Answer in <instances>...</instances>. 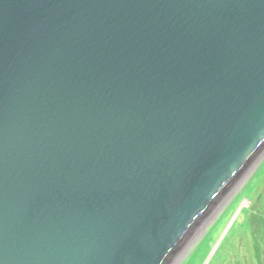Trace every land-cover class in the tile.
<instances>
[{"label":"water","instance_id":"obj_1","mask_svg":"<svg viewBox=\"0 0 264 264\" xmlns=\"http://www.w3.org/2000/svg\"><path fill=\"white\" fill-rule=\"evenodd\" d=\"M261 156L264 0H0V264H180Z\"/></svg>","mask_w":264,"mask_h":264},{"label":"rangeland","instance_id":"obj_2","mask_svg":"<svg viewBox=\"0 0 264 264\" xmlns=\"http://www.w3.org/2000/svg\"><path fill=\"white\" fill-rule=\"evenodd\" d=\"M248 187L245 191L244 189L239 190V188H237L238 190L232 199H230L231 201H226V205L221 207L214 215L215 220L212 225L210 226V222L214 217L206 224V233L203 237L209 232L208 238L205 237L197 249L196 247L203 237L198 239L195 245H191V250H188L190 251L187 254L188 257L184 258L180 264H185L188 260L187 264H254V262H256L257 252H255L256 247H253V238L250 232H252L256 238L257 230H259V225L257 223L261 220L264 222V161ZM256 199H259L260 202ZM233 200L236 201L233 203ZM240 200L247 201L253 205H251L248 210L244 208L242 211H239L234 222L231 223L229 229H227L223 235L225 239L220 247L215 251L212 258H209L210 260H206L213 249V245L216 244V241L222 235L227 221L231 219L232 215L236 214V207ZM257 208H259V210H257ZM195 249L197 250L195 252L196 254L191 256ZM260 252H264V247L263 251ZM261 264H264V261H262Z\"/></svg>","mask_w":264,"mask_h":264},{"label":"flooded vegetation","instance_id":"obj_3","mask_svg":"<svg viewBox=\"0 0 264 264\" xmlns=\"http://www.w3.org/2000/svg\"><path fill=\"white\" fill-rule=\"evenodd\" d=\"M235 199V198H234ZM256 200H258V202H260L259 201V199H256ZM231 201V200H230ZM234 201H236V200H233V203H234ZM251 205H253V204H250V203H248L247 201H244V200H240L239 202H238V204H237V207H236V214H234V215H232V217H231V219H229V221H227V224L225 225V227L224 228H226L227 227V225L229 224V226L231 225V223H233L234 222V220H235V217H236V215L239 213V211H242V209H249L250 208V206ZM257 210H259V208H257ZM262 214V213H261ZM258 225H259V230H257L258 232H257V234H256V238H255V236H254V234L252 233V232H250L251 233V236H252V238H253V247L255 248L256 247V251L255 252H257V259H256V262H254V264L256 263V264H261V262L262 261H264V257H262V256H264V255H262V254H264V252H260V251H263V247H264V222L261 220V221H259L258 223H257ZM228 229H229V227H228ZM261 229V230H260ZM224 239H225V237H223L221 240H220V242L218 243V245H217V247L212 251V255H211V258H212V256H213V254L215 253V251L220 247V245H221V243L224 241ZM231 244H233V243H231ZM215 245V244H214ZM214 245H213V247H214ZM212 247V248H213ZM210 258V259H211ZM209 259V260H210ZM261 261V262H260Z\"/></svg>","mask_w":264,"mask_h":264},{"label":"bare ground","instance_id":"obj_4","mask_svg":"<svg viewBox=\"0 0 264 264\" xmlns=\"http://www.w3.org/2000/svg\"><path fill=\"white\" fill-rule=\"evenodd\" d=\"M263 157V158H262ZM264 161V156H261V157H258V164L257 165H255V166H253V167H248L245 171H244V173L242 174V176L244 177H242V178H240V180H242V182L240 183V185H239V190H243L244 189V191H245V189L250 185V183H251V181H252V179L254 178V176L257 174V172L259 171V169H260V165L262 166V162ZM249 188V187H248ZM243 192V191H242ZM223 204L221 205V207H223V205L225 204V201H223L222 202ZM226 205V204H225ZM218 210V209H217ZM210 221V220H209ZM205 225V223H203V224H201V225H199V227H198V229H197V231L193 234L194 236L195 235H197V234H199V232H200V230H201V228L203 227ZM205 228V227H204ZM193 237V236H192ZM191 239L192 238H190L189 239V241L188 242H190L191 241ZM187 245V244H186ZM184 246L179 252H178V255H177V259H178V257L180 258L182 255H183V253H185V250H186V248H187V246ZM186 257H188V255L187 256H185L184 258H186ZM175 261L173 260V262L172 263H174ZM171 263V264H172ZM186 264V263H185Z\"/></svg>","mask_w":264,"mask_h":264},{"label":"trees","instance_id":"obj_5","mask_svg":"<svg viewBox=\"0 0 264 264\" xmlns=\"http://www.w3.org/2000/svg\"><path fill=\"white\" fill-rule=\"evenodd\" d=\"M208 233H209V232H208ZM208 233L203 237V239L200 241V243L198 244V246L196 247V249H197V248L199 247V245L203 242V240H204L205 237L208 238V235H209ZM196 249H195V251H193V253L191 254V256H193L194 254H196V253H195V252L197 251ZM191 256H190V257H191ZM190 257H189V258H190ZM188 261H189V260H188ZM188 261H187V262H188ZM187 262H186V264H187Z\"/></svg>","mask_w":264,"mask_h":264}]
</instances>
